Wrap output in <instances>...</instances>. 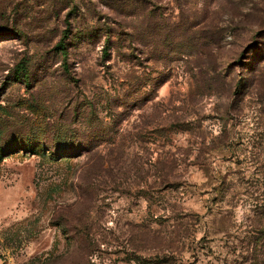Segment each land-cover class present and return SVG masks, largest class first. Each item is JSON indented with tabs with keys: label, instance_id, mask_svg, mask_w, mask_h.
<instances>
[{
	"label": "rangeland",
	"instance_id": "rangeland-1",
	"mask_svg": "<svg viewBox=\"0 0 264 264\" xmlns=\"http://www.w3.org/2000/svg\"><path fill=\"white\" fill-rule=\"evenodd\" d=\"M0 130V264H264V0H0Z\"/></svg>",
	"mask_w": 264,
	"mask_h": 264
},
{
	"label": "trees",
	"instance_id": "trees-1",
	"mask_svg": "<svg viewBox=\"0 0 264 264\" xmlns=\"http://www.w3.org/2000/svg\"><path fill=\"white\" fill-rule=\"evenodd\" d=\"M60 45H62V42ZM18 78H20V76H18ZM1 141H2V133L0 130V159H2L5 156L3 147L1 146ZM170 263H171V259H168V257L158 259V264H170Z\"/></svg>",
	"mask_w": 264,
	"mask_h": 264
}]
</instances>
